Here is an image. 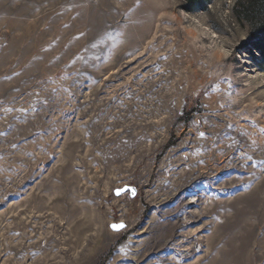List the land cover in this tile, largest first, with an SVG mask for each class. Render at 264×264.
I'll return each instance as SVG.
<instances>
[{
	"label": "rangeland",
	"instance_id": "1",
	"mask_svg": "<svg viewBox=\"0 0 264 264\" xmlns=\"http://www.w3.org/2000/svg\"><path fill=\"white\" fill-rule=\"evenodd\" d=\"M237 1L0 0V264H264Z\"/></svg>",
	"mask_w": 264,
	"mask_h": 264
},
{
	"label": "trees",
	"instance_id": "2",
	"mask_svg": "<svg viewBox=\"0 0 264 264\" xmlns=\"http://www.w3.org/2000/svg\"><path fill=\"white\" fill-rule=\"evenodd\" d=\"M192 0H190V3ZM192 12L196 8L190 5L186 8ZM235 18L249 25L251 35L244 45L255 64L264 70V0H238L234 7ZM193 109V108H191ZM190 112L189 105L185 113Z\"/></svg>",
	"mask_w": 264,
	"mask_h": 264
},
{
	"label": "snow or ice",
	"instance_id": "3",
	"mask_svg": "<svg viewBox=\"0 0 264 264\" xmlns=\"http://www.w3.org/2000/svg\"><path fill=\"white\" fill-rule=\"evenodd\" d=\"M121 227H123L122 224H121V225H113V228H114V229H118V228H121Z\"/></svg>",
	"mask_w": 264,
	"mask_h": 264
}]
</instances>
